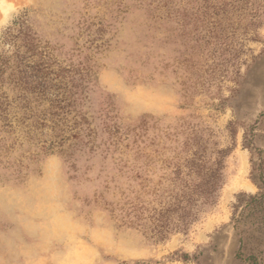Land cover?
Listing matches in <instances>:
<instances>
[{
    "label": "rangeland",
    "instance_id": "1",
    "mask_svg": "<svg viewBox=\"0 0 264 264\" xmlns=\"http://www.w3.org/2000/svg\"><path fill=\"white\" fill-rule=\"evenodd\" d=\"M22 25L72 102L5 82L0 264H264V0H0Z\"/></svg>",
    "mask_w": 264,
    "mask_h": 264
},
{
    "label": "trees",
    "instance_id": "2",
    "mask_svg": "<svg viewBox=\"0 0 264 264\" xmlns=\"http://www.w3.org/2000/svg\"><path fill=\"white\" fill-rule=\"evenodd\" d=\"M23 28L22 25L15 31L9 27L0 35V118L8 121V125L9 108L14 100L5 90V82L19 91L16 98L25 104L32 97L36 101H46L48 107L42 119L47 121L60 115L59 110H65L72 102L71 94L67 95L69 89L63 71L55 69L47 55L38 53L31 42V35ZM2 45L6 46L5 49ZM25 107L28 108L27 105Z\"/></svg>",
    "mask_w": 264,
    "mask_h": 264
}]
</instances>
